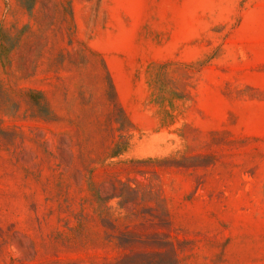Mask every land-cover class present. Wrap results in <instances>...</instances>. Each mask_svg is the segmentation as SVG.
Returning <instances> with one entry per match:
<instances>
[{"label":"rangeland","instance_id":"374dc122","mask_svg":"<svg viewBox=\"0 0 264 264\" xmlns=\"http://www.w3.org/2000/svg\"><path fill=\"white\" fill-rule=\"evenodd\" d=\"M0 264H264V0H0Z\"/></svg>","mask_w":264,"mask_h":264},{"label":"trees","instance_id":"16d2710c","mask_svg":"<svg viewBox=\"0 0 264 264\" xmlns=\"http://www.w3.org/2000/svg\"><path fill=\"white\" fill-rule=\"evenodd\" d=\"M114 153H115L114 155H118V154H119V151L117 150V151H115Z\"/></svg>","mask_w":264,"mask_h":264}]
</instances>
